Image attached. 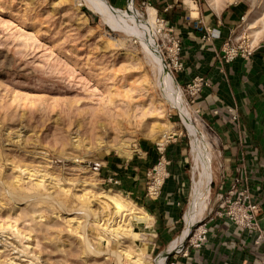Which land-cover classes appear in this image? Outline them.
I'll return each instance as SVG.
<instances>
[{"label": "rangeland", "instance_id": "374dc122", "mask_svg": "<svg viewBox=\"0 0 264 264\" xmlns=\"http://www.w3.org/2000/svg\"><path fill=\"white\" fill-rule=\"evenodd\" d=\"M193 1L242 5L239 30L264 47V0ZM135 9L123 31L80 0H0V264H159L162 255L176 264L187 256L148 249L136 229L147 216L116 188L119 166L140 165L162 137L166 149L177 136L187 151L196 139L208 153L209 143L210 180L219 146L194 120L185 86L163 68L152 24ZM196 127L205 137L189 136ZM194 158L189 179L193 169L197 182ZM208 193L206 210L223 212L215 188Z\"/></svg>", "mask_w": 264, "mask_h": 264}, {"label": "crops", "instance_id": "0c3cea01", "mask_svg": "<svg viewBox=\"0 0 264 264\" xmlns=\"http://www.w3.org/2000/svg\"><path fill=\"white\" fill-rule=\"evenodd\" d=\"M104 1L121 11L128 2ZM134 8L143 14L148 12L140 0L134 3ZM155 12L174 28L175 35L181 41L184 68L177 74L178 83L185 86L196 76L209 82L194 100H190V108L194 120L208 124V137L219 144L215 178H212L211 170L210 180L209 166L207 180L209 190L211 185L215 188L214 204L218 202V195L225 193L237 178H242L252 199L259 203L256 219L264 230L263 45L255 46L249 58L238 57L231 63L223 60V45L227 41L233 46H248L247 38L242 35L244 32L239 30L246 17L240 4L218 10L209 7L208 2L189 6L181 0H164L156 6ZM206 31L211 33L209 40L204 38ZM228 108L235 109L236 121H232L227 114ZM195 130L194 138L197 135L205 137L197 127ZM189 136L193 137L190 133ZM177 137L166 149L170 162L169 177L156 200L144 197L143 178L146 169L157 159L155 148H146V157L140 161V165L124 164L115 173L117 190L126 194L132 205L147 216L146 223L139 224L136 229L144 230L142 237L144 241L147 239L145 243L148 249L162 250L168 258L171 252L180 249L191 227L207 218L209 231L203 247L190 250L187 256H176V264H264L262 247H254L246 231L225 218L215 216V205L212 209L208 207V211L205 207V211L199 212L193 204L196 182L193 181V169L189 179L188 159L196 156L197 151L191 141L190 150L187 151L186 142ZM208 154L211 160L209 143ZM207 196H204V201L202 199L204 205L208 203V192Z\"/></svg>", "mask_w": 264, "mask_h": 264}, {"label": "built area", "instance_id": "2783aa9c", "mask_svg": "<svg viewBox=\"0 0 264 264\" xmlns=\"http://www.w3.org/2000/svg\"><path fill=\"white\" fill-rule=\"evenodd\" d=\"M139 0H128V6L134 8V3ZM145 10L153 9L155 11L156 6L164 0H140ZM182 2H190L194 4L193 0H181ZM135 9V8H134ZM136 10V9H135ZM137 11V10H136ZM138 12V11H137ZM139 13V12H138ZM143 18L148 20V12L140 14ZM244 18L241 20L243 21ZM152 35L157 41V47L160 48L162 53L161 64L163 68L171 73L178 74L184 68L181 57V41L175 35V30L170 26L163 18L156 15ZM211 33L206 31L204 38L209 40ZM255 46L248 42V46H242L237 44L236 46L230 45L227 41L223 45V60L226 63L233 62L236 58H249L254 51ZM264 51V47L262 48ZM208 80L201 76H196L185 85V92L191 100H194L202 91V89L208 86ZM227 114L231 117L232 121H236L235 109L228 108ZM168 138L163 137L161 141L155 144V151L157 153V161L148 172L147 177L151 180L147 183L145 189V195L150 200H156L161 194L164 179L168 176L166 170L170 165L169 160L166 157V144ZM219 208L222 211L215 210L214 215L222 218H226L232 225L246 231L252 238V245L254 247L261 246L262 254L264 255V230L259 226L256 214L259 211V203L254 201L248 193V188L243 184L242 178H237L229 187L227 192L222 195H218ZM207 218L198 222L199 225L191 230L182 244L179 250L175 253L187 254L190 250H200L208 235L209 224L205 223ZM196 226V225H195ZM194 226V227H195ZM193 227V226H192ZM191 227V228H192ZM187 240V241H186Z\"/></svg>", "mask_w": 264, "mask_h": 264}, {"label": "bare ground", "instance_id": "6f19581e", "mask_svg": "<svg viewBox=\"0 0 264 264\" xmlns=\"http://www.w3.org/2000/svg\"><path fill=\"white\" fill-rule=\"evenodd\" d=\"M80 1L82 2V4L87 9H89V11H92L93 13L100 15L101 18H105L104 20H106L107 23L110 24L111 27H113L116 30L122 29L124 31L125 30L124 28L127 26L128 22L130 23V22H134L137 20L135 9L132 8L131 6L127 5V9H130L129 11L122 12L118 9L116 10V9L112 8L111 6L107 5L104 0H80ZM150 11L155 12L153 9H150ZM148 13H149V10H148ZM154 21H155V13H154V17L152 15H150V13H149V20H146V23H147V25L149 23L152 24V30L154 28V25H153ZM145 47H146V45H145ZM148 48L150 49V52L151 53L153 52L154 56L157 57L155 50L151 49L150 45H148ZM165 78H166L165 79L166 83L171 85L170 78L169 77H165ZM190 130L192 132L193 128L190 127ZM194 140H195L194 147H196V151H197L195 157H196V167L199 171V179L197 177L198 181L196 182V197L194 196L196 199H195V203H193V204L198 207L199 212L200 211L203 212V211H205V205H206V204L204 205V202H203L205 199L204 196H207V192H208L207 180H208V176H209L208 175L209 174L208 173L209 172V154L207 153V150L204 152V148L207 149V147L206 146L204 147V144L201 141H198L196 139H194ZM199 146H201V148H203V151H201V150L199 151V148H200ZM193 172H194V170H193ZM202 199H203V201H202ZM115 200L113 199L112 201L114 202L116 209H117V213H118L122 209V205ZM174 243H176V242L174 241ZM171 246H172V244H171ZM173 247L175 248V246H173ZM174 248H172V249H174ZM134 262H138V260L135 259ZM163 262H164V257L162 255L161 262L159 264H163Z\"/></svg>", "mask_w": 264, "mask_h": 264}, {"label": "water", "instance_id": "95a60500", "mask_svg": "<svg viewBox=\"0 0 264 264\" xmlns=\"http://www.w3.org/2000/svg\"><path fill=\"white\" fill-rule=\"evenodd\" d=\"M110 29V28H109ZM111 30V29H110ZM111 31H113V30H111Z\"/></svg>", "mask_w": 264, "mask_h": 264}, {"label": "trees", "instance_id": "16d2710c", "mask_svg": "<svg viewBox=\"0 0 264 264\" xmlns=\"http://www.w3.org/2000/svg\"><path fill=\"white\" fill-rule=\"evenodd\" d=\"M212 186V185H211Z\"/></svg>", "mask_w": 264, "mask_h": 264}]
</instances>
